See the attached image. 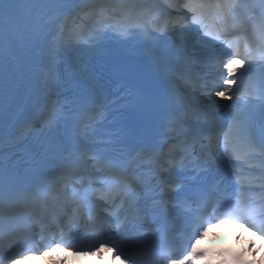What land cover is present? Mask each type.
<instances>
[{"label": "snow or ice", "instance_id": "snow-or-ice-1", "mask_svg": "<svg viewBox=\"0 0 264 264\" xmlns=\"http://www.w3.org/2000/svg\"><path fill=\"white\" fill-rule=\"evenodd\" d=\"M221 222L264 239V0H0V264H193Z\"/></svg>", "mask_w": 264, "mask_h": 264}, {"label": "clouds", "instance_id": "clouds-1", "mask_svg": "<svg viewBox=\"0 0 264 264\" xmlns=\"http://www.w3.org/2000/svg\"><path fill=\"white\" fill-rule=\"evenodd\" d=\"M201 243H204V244H215V243H217V241L213 240V238L211 236H209L206 241H201Z\"/></svg>", "mask_w": 264, "mask_h": 264}, {"label": "bare ground", "instance_id": "bare-ground-1", "mask_svg": "<svg viewBox=\"0 0 264 264\" xmlns=\"http://www.w3.org/2000/svg\"><path fill=\"white\" fill-rule=\"evenodd\" d=\"M224 103H226V101L225 100H221V104H224ZM245 242V241H244Z\"/></svg>", "mask_w": 264, "mask_h": 264}]
</instances>
